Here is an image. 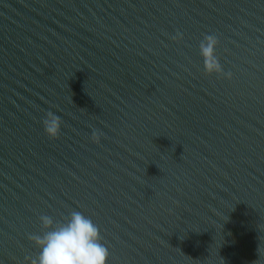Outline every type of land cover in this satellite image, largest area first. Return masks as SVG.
<instances>
[{
	"label": "water",
	"instance_id": "obj_1",
	"mask_svg": "<svg viewBox=\"0 0 264 264\" xmlns=\"http://www.w3.org/2000/svg\"><path fill=\"white\" fill-rule=\"evenodd\" d=\"M73 211L107 264H264V0H0V264Z\"/></svg>",
	"mask_w": 264,
	"mask_h": 264
},
{
	"label": "clouds",
	"instance_id": "obj_2",
	"mask_svg": "<svg viewBox=\"0 0 264 264\" xmlns=\"http://www.w3.org/2000/svg\"><path fill=\"white\" fill-rule=\"evenodd\" d=\"M218 38L206 35L200 44L205 68L209 73L221 72L222 66L215 55ZM231 76V73L228 74ZM61 118L52 112L47 113L44 126L50 137H58L61 131ZM44 228H51L42 236L31 238L40 246L37 258L31 264H107L109 249L101 243V234L97 225L79 211H73L70 219L52 228L55 221L51 216L40 217Z\"/></svg>",
	"mask_w": 264,
	"mask_h": 264
}]
</instances>
